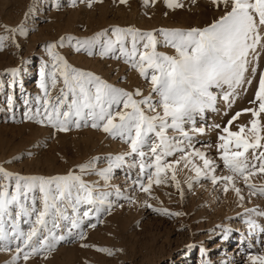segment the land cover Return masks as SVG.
<instances>
[{"label": "snow or ice", "instance_id": "1", "mask_svg": "<svg viewBox=\"0 0 264 264\" xmlns=\"http://www.w3.org/2000/svg\"><path fill=\"white\" fill-rule=\"evenodd\" d=\"M77 2L71 0L73 6ZM79 2L90 8L96 0ZM149 3L155 0H144L145 5ZM164 3L169 9L183 7L179 0ZM211 4L221 14L202 27L145 30L110 25L90 36L65 34L44 43L51 59H42L39 69L43 95L36 97L35 109L25 111L23 119L62 132L90 126L127 144V151L107 154L103 158L105 167H98L102 158L96 156L64 174L47 176L21 175L0 164V252L10 254L5 264H29L30 259L41 255L47 259L61 242L84 241L87 229L102 223V216L124 207L121 201L142 203L168 216L186 215L154 207L148 199L137 201L133 191L150 195L154 184L171 182L183 197L178 166L192 173L184 180L189 190L204 180L213 185L214 191H231L241 203L245 200L244 188L249 198L264 197V185L252 182L257 173L264 175V68L259 63L264 55V0H211ZM52 6L60 7V0ZM34 9V4L29 5L25 19L15 26L0 25V49L7 43L19 48L17 36L27 37L35 31L26 23ZM65 44L77 53L124 59L146 81L149 91L145 94L140 86L120 87L71 65L57 51ZM158 46L172 51H158ZM6 71L14 78L19 73L18 68ZM253 78L258 85L248 106L233 112ZM58 83L60 87L53 96L51 89ZM8 99L11 105L12 98ZM218 101L223 103L222 115L229 117L223 126L206 119L208 112L221 113ZM242 114L247 116L243 122L238 119ZM212 131L216 133L215 143L196 147V143H202L199 137ZM213 147L216 156L210 155ZM124 166L138 169L134 178L129 176L131 186L127 189L109 183L113 170ZM93 174L104 181L103 185L84 179ZM243 215L247 233L241 234L242 241L264 233V225L253 218L264 217V211L245 208ZM217 227L228 240L233 229L226 224ZM81 246L108 255L122 251L88 243ZM252 247L249 241L248 248ZM200 252L201 264H213L206 258L203 245ZM244 264H264V250H249Z\"/></svg>", "mask_w": 264, "mask_h": 264}, {"label": "rangeland", "instance_id": "2", "mask_svg": "<svg viewBox=\"0 0 264 264\" xmlns=\"http://www.w3.org/2000/svg\"><path fill=\"white\" fill-rule=\"evenodd\" d=\"M179 2L183 7L169 9L164 0H155L154 4L147 5L144 0H127L126 3H120V0H96L90 8L79 0L74 6L71 0H60V7L52 6L55 0H0V25L19 24L25 19L24 13L29 5H35L26 21L28 27L35 28V31H31L27 37L17 36L19 48L7 43L6 47L0 49V164L21 175L47 176L64 174L74 165L96 156L102 158L98 167H105L107 161L103 158L107 154L127 151V144L90 126L62 132L51 125L23 119L25 111L35 109L36 97L43 95L39 87V69L42 59H51L43 45L65 34L90 36L110 25H131L145 30L202 27L221 14L212 6L211 0ZM0 32H3L2 28ZM57 51L71 65L92 71L110 83L128 89L140 86L145 94L149 91L146 81L124 59L77 53L68 44ZM158 51L171 53L172 50L158 46ZM259 63L264 68V55ZM11 68L19 69L15 78L6 71ZM257 85L258 80L253 78L252 83L246 86L247 91L233 106V112L248 106ZM59 87L58 83L56 88L51 89V95L55 96ZM9 97L12 98L11 105ZM218 107L221 113L208 112L206 119L208 123H221L223 126L229 117L222 115V102L218 101ZM238 119L243 122L247 116L242 114ZM215 139V131L208 132L199 137L202 143H196V147L214 144ZM209 151L210 155L216 156L214 147ZM127 159L131 162V158ZM178 168L183 197L171 182L154 184L150 195L138 189L133 191L137 201L148 199L154 207H164L186 215L168 216L146 208L142 203L121 201L124 207H116L110 214L102 216V223H98L95 229H87L84 241L61 242L47 259L43 255L36 256L30 259L29 264H201V245L207 250L206 258L213 264H244L249 250H264V233L241 240V234L247 233V225L243 222L244 209L257 207L264 211V197L249 198L248 190L244 188L245 200L241 203L231 191L227 194L214 191L213 185L204 180L189 190L184 180L192 173L182 166ZM137 172V168L129 169L127 166L116 168L109 183L122 189L130 188L129 176L134 178ZM84 179L98 181L101 185L104 183L95 174L87 175ZM252 182L264 185V175L257 173L252 177ZM238 213L241 215L237 216ZM256 220L264 225V217L258 216ZM61 224L63 227L64 222ZM221 224L233 229L228 240L223 239L221 229L217 227ZM249 241L253 245L251 249L248 248ZM223 242L227 246L224 247ZM82 243L122 251L108 255L94 247H82ZM189 244L195 246L186 247ZM9 255L0 252V264H5Z\"/></svg>", "mask_w": 264, "mask_h": 264}, {"label": "bare ground", "instance_id": "3", "mask_svg": "<svg viewBox=\"0 0 264 264\" xmlns=\"http://www.w3.org/2000/svg\"><path fill=\"white\" fill-rule=\"evenodd\" d=\"M254 219L256 218L255 216L253 217ZM257 218H258V216H257ZM256 218V219H257ZM262 218V217H261ZM258 221V220H257ZM259 223V222H258ZM223 246L225 247V246H227V243L226 242H223ZM189 252H190V250H188ZM224 251V250H223ZM188 261V260H187Z\"/></svg>", "mask_w": 264, "mask_h": 264}]
</instances>
